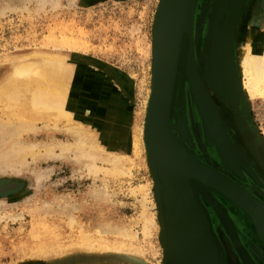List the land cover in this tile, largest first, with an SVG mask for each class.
<instances>
[{
    "label": "rangeland",
    "instance_id": "374dc122",
    "mask_svg": "<svg viewBox=\"0 0 264 264\" xmlns=\"http://www.w3.org/2000/svg\"><path fill=\"white\" fill-rule=\"evenodd\" d=\"M42 1L0 0V77L11 69L7 57L36 51L68 54L69 62L74 65L76 89V94L72 91L70 103L93 105L96 113L88 122L97 119L95 114L105 113L110 125L102 129L112 133L116 144L111 149L126 156L124 169H127L124 176L117 177L102 168L93 175L95 171L91 168L93 176L89 175L90 169L77 161L73 148H62L73 145L74 138L62 129L61 123L34 122V129L18 138L9 127H18L19 117L3 112L0 104V124L8 126L6 131H0V158L9 144L18 139L24 144L37 145L38 149L47 146L50 150L47 156L44 154L46 149L35 148L30 153L35 151L36 156L29 154L21 162L18 159L12 161L11 158L17 155L15 152L9 153V160L0 159V264H48L44 259L29 258L33 244L69 246L70 243H81L84 233L92 234L90 242L95 247L119 250L84 253L68 264H169L165 209L160 202L163 184L153 172L157 151L154 149L152 154H147L142 149L143 144L140 149H133L131 144L136 125L143 127L146 124L144 103L152 96L161 0H57V3L53 0L54 6L52 0H45L47 4ZM206 1L188 0L182 33L184 41L187 42L186 32L196 28L199 19L202 22L211 20V11L204 8ZM247 1L230 0L225 5L221 28L230 25L231 29L233 22L234 26L231 38L220 41L215 73L226 86L236 81L241 16L251 12L256 14L262 0H255L246 10ZM6 7L12 11L2 10ZM19 7L23 8L21 12H18ZM218 37L219 33L214 49ZM121 84L124 90H121ZM184 89L183 78H177L174 93L180 100L184 99ZM247 110L252 127L262 138L264 101H254ZM215 113L223 128L221 115ZM213 142L204 130V144L211 157L214 155ZM186 144L194 148L190 138L189 141L186 139ZM260 157L264 159V153ZM262 158L260 173L264 177ZM219 160L231 178L246 183L249 179L264 192V181L247 163L240 164L238 174H234ZM200 161L207 164L203 159ZM96 165L102 167L99 163ZM140 185L148 186L144 204L142 195L131 193ZM190 185L208 223L214 248L213 264H264V218L259 225L263 237L260 238L256 221L231 200L196 179L191 178ZM254 188L250 195L264 207V193L259 200ZM95 193L102 194V199L97 200ZM144 210L153 222L146 236L143 235ZM70 220L73 222L69 226ZM106 221L126 227L136 239L120 244L115 237L103 239L92 233L97 224ZM58 262L62 263L61 260Z\"/></svg>",
    "mask_w": 264,
    "mask_h": 264
},
{
    "label": "bare ground",
    "instance_id": "6f19581e",
    "mask_svg": "<svg viewBox=\"0 0 264 264\" xmlns=\"http://www.w3.org/2000/svg\"><path fill=\"white\" fill-rule=\"evenodd\" d=\"M229 1L207 0L204 8L211 11V20L202 22V19H199L195 23L196 28L185 31L188 35L187 42L184 41L182 33L185 24L183 14L188 0L168 1L161 37L159 72L156 77L158 83L154 92L152 90V96L144 103L146 124L143 127L136 125L133 133L131 143L133 149H140L143 144L142 149L145 153L152 154L155 149L154 142L159 149L155 161L153 159V172L163 184L160 202L165 209L169 264H212L211 241L204 214L190 185L191 178L197 177L199 182L205 180L212 184V187H220L231 195L236 206L238 204L247 211H253L252 202L248 200L251 188L253 189V186L256 188H254L255 196L259 200H262V193H264L249 179L246 183L231 178L228 175L230 172L222 164L220 165L219 160L221 159L234 174H238L240 164L247 163L264 181L260 173V158H262L260 154L264 153V131L260 138L256 128L250 123V113L247 110L254 101H264V0L260 1L261 6L256 14L251 12L241 16L242 29L238 32L237 39L236 81L235 84L227 85L225 89H219L213 80L210 63L214 54V42L219 29L224 25L221 22L226 9L225 5ZM254 2L255 0H248L245 3L246 10L253 6ZM51 3L54 6L53 0ZM159 6L161 7V4ZM6 8L2 10L12 11L10 10L12 6L10 9ZM23 8L19 7L18 12H21ZM6 61H11V69L0 77V104L3 112L19 117L21 122L19 126L9 127L13 128L18 138L23 133L33 130L34 122L49 120L55 125L61 123L62 129L74 138L73 145L68 144L62 148H73L75 152L73 155L77 161L85 164L86 169H90L89 175H92L91 168L95 171L93 175L101 168L107 174H114L117 177L125 175L127 168L124 169L126 166L124 158L126 156L111 149L116 144V140L112 138L111 132L102 129L109 123L105 113L99 112L102 116L98 115V117L101 116V119L98 118L95 123L88 122L89 117L96 113L93 105L86 107L85 104L81 106L79 103H73V105L70 103V97H73L72 91L76 94V89L73 81L74 65L69 62L68 54L36 51L7 57ZM177 78L184 80L185 96L181 100L177 98L178 94L174 93V89L177 88ZM120 87L121 90L125 89L123 85ZM215 112L221 115L223 128ZM7 127L0 124V131H6ZM204 130L214 140L212 145L214 158L208 153L204 144ZM188 137L194 144V148L187 146ZM9 145L10 147L6 148L4 153L2 152L3 156L1 155L6 160H9L10 152L17 154L11 159L12 161L18 159V162L23 161L29 154L31 156L37 154L35 151L30 153L37 148V145L24 144L19 139ZM40 149L42 148L38 150ZM43 149H46L44 154L48 156L50 152L48 147ZM67 150L64 151L67 152ZM97 163L102 167H97ZM105 166L107 167L104 168ZM147 188V185H140L131 190V193L142 195L144 204L148 195ZM102 197L100 193L95 195L97 200ZM142 219L143 235L146 236L148 227L153 222L150 214L145 210ZM72 222L68 223L69 226ZM130 232L120 224L115 225L106 221L97 224L92 233L103 239L108 236L115 237L121 244L136 239ZM90 235L92 234L84 233L82 235L84 240L81 243H70L69 246H52L38 242L39 244H33L30 247L29 258L44 259L48 264H59L58 260L62 261L60 264H68L77 255L84 253L98 252L100 254L103 251L119 250L114 247L93 246Z\"/></svg>",
    "mask_w": 264,
    "mask_h": 264
},
{
    "label": "water",
    "instance_id": "95a60500",
    "mask_svg": "<svg viewBox=\"0 0 264 264\" xmlns=\"http://www.w3.org/2000/svg\"><path fill=\"white\" fill-rule=\"evenodd\" d=\"M168 1L169 0H162L161 7H160L159 24H158L159 25L158 26V38H157V50H156L155 69H154V86H153V92H154V89H155L156 84L158 83L156 77H157L158 72H159V59H160V54H161V37H162L163 26H164L166 14H167L166 12H167ZM187 10H188V4H186V9H185L184 14H183L184 19H185V15H186ZM233 26H234V22L232 23L231 29H230V25L229 26L226 25V27L221 28V31L219 32V37L217 39L216 46H215V49H214L213 58H212V61L210 63V69H211V74H212L213 80H214L216 86L219 89H225L226 88V84L222 83L218 79V76L215 73L216 72V61H217V57H218V53H219V47H220V41H221L222 38H227L228 40L231 38V33H232ZM157 62H158V66H157ZM233 79H235V76H233ZM172 89H173V87H172ZM151 135H152V131H151ZM152 140H153V137H152ZM153 142H154V140H153ZM154 145H155V149H156L157 154H158L159 149L156 146L157 144H155V142H154ZM195 178H196V180L199 179L197 177H195ZM197 181H199V180H197ZM201 183L204 184L205 186H208V187H210V188L218 191L220 194H222L227 199L231 200L234 204H236V202L231 198V195L228 194L223 189H221L220 187H218V188L216 186H213L212 187V184H209L205 180H203V181L201 180ZM249 197L251 199L249 198L248 200L252 202L251 204H252L253 211H247L246 209H243V207H240L238 204H237V206L239 208H241L252 220L256 221V232H257V234H258V236L260 238H263L261 236V234H260L259 225H260L261 220L264 218V207L254 197H252L250 194H249ZM204 219H205V224H206V228H207V231H208V235H209L210 241H211L212 264H213V261H214V248H213V243H212V239H211V235H210V230L208 228V223H207L205 214H204Z\"/></svg>",
    "mask_w": 264,
    "mask_h": 264
},
{
    "label": "crops",
    "instance_id": "0c3cea01",
    "mask_svg": "<svg viewBox=\"0 0 264 264\" xmlns=\"http://www.w3.org/2000/svg\"><path fill=\"white\" fill-rule=\"evenodd\" d=\"M117 112H118V114H119V111H116V113H117ZM98 115H101V114H98ZM98 115L95 114V116H98ZM101 116H102V115H101ZM101 116H100V117H101ZM120 116H121V115H120ZM100 117H97V119H98V118L101 119ZM121 117H122V116H121ZM97 119H96V120H97ZM96 120L93 121V122H92V121H89V122L95 123ZM107 125H110V123H107ZM107 125H106V126H107ZM111 134H112V133H111Z\"/></svg>",
    "mask_w": 264,
    "mask_h": 264
}]
</instances>
